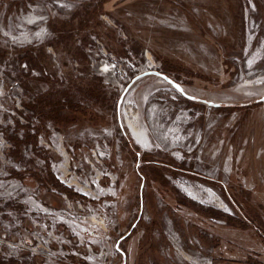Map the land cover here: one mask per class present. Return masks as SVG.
<instances>
[{
  "label": "rangeland",
  "instance_id": "374dc122",
  "mask_svg": "<svg viewBox=\"0 0 264 264\" xmlns=\"http://www.w3.org/2000/svg\"><path fill=\"white\" fill-rule=\"evenodd\" d=\"M0 264H264V0H0Z\"/></svg>",
  "mask_w": 264,
  "mask_h": 264
},
{
  "label": "trees",
  "instance_id": "16d2710c",
  "mask_svg": "<svg viewBox=\"0 0 264 264\" xmlns=\"http://www.w3.org/2000/svg\"><path fill=\"white\" fill-rule=\"evenodd\" d=\"M95 96V94H93ZM51 105V106H50ZM50 106L51 109L45 110L46 107ZM74 107V105L69 104V107ZM26 109L35 114L42 117L51 116V118H57L59 117V114L62 112L63 109H65L66 105L61 104L59 101H54V99L50 96H40L38 98H35L32 102H29L25 105ZM59 190L67 195H69V192L61 187Z\"/></svg>",
  "mask_w": 264,
  "mask_h": 264
},
{
  "label": "bare ground",
  "instance_id": "6f19581e",
  "mask_svg": "<svg viewBox=\"0 0 264 264\" xmlns=\"http://www.w3.org/2000/svg\"><path fill=\"white\" fill-rule=\"evenodd\" d=\"M130 122V121H129ZM132 123V122H131ZM128 128H129V130H130V132H131V134L134 136V138L136 139V140H138L139 142H141V143H145V140L143 139V138H141L140 137V135L138 136L137 135V133H135L136 131H134V129H133V127H132V125L130 124H128Z\"/></svg>",
  "mask_w": 264,
  "mask_h": 264
}]
</instances>
